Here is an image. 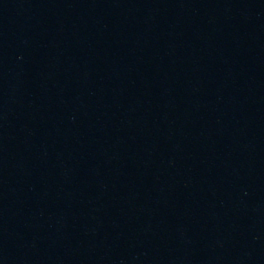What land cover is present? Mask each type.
<instances>
[{"label": "water", "instance_id": "water-1", "mask_svg": "<svg viewBox=\"0 0 264 264\" xmlns=\"http://www.w3.org/2000/svg\"><path fill=\"white\" fill-rule=\"evenodd\" d=\"M0 264H264V0H0Z\"/></svg>", "mask_w": 264, "mask_h": 264}]
</instances>
